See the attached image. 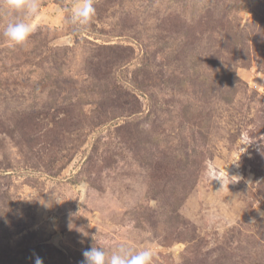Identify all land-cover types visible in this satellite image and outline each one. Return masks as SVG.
Instances as JSON below:
<instances>
[{
  "label": "rangeland",
  "instance_id": "rangeland-1",
  "mask_svg": "<svg viewBox=\"0 0 264 264\" xmlns=\"http://www.w3.org/2000/svg\"><path fill=\"white\" fill-rule=\"evenodd\" d=\"M80 2L0 7V264H264V0Z\"/></svg>",
  "mask_w": 264,
  "mask_h": 264
},
{
  "label": "clouds",
  "instance_id": "clouds-1",
  "mask_svg": "<svg viewBox=\"0 0 264 264\" xmlns=\"http://www.w3.org/2000/svg\"><path fill=\"white\" fill-rule=\"evenodd\" d=\"M0 7L10 17L2 28L8 47H26L35 31L30 19L39 14V0H0ZM95 11L94 0H81L70 10L67 23L83 28L90 24ZM83 256L81 264H154L156 253L150 248L135 250L127 243H119L111 255L105 245H98L85 250ZM35 264H43L42 259L37 256Z\"/></svg>",
  "mask_w": 264,
  "mask_h": 264
}]
</instances>
